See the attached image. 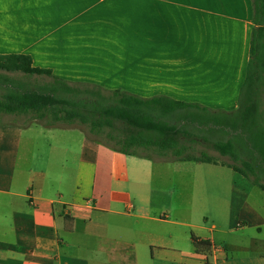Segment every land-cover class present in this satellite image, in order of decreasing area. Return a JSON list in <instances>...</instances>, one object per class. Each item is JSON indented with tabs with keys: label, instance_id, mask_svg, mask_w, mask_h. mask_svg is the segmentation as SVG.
Listing matches in <instances>:
<instances>
[{
	"label": "crops",
	"instance_id": "crops-1",
	"mask_svg": "<svg viewBox=\"0 0 264 264\" xmlns=\"http://www.w3.org/2000/svg\"><path fill=\"white\" fill-rule=\"evenodd\" d=\"M253 27L252 0H0V54L30 55L68 82L227 112ZM230 165L0 122V264H264L253 194L264 190Z\"/></svg>",
	"mask_w": 264,
	"mask_h": 264
},
{
	"label": "trees",
	"instance_id": "trees-1",
	"mask_svg": "<svg viewBox=\"0 0 264 264\" xmlns=\"http://www.w3.org/2000/svg\"><path fill=\"white\" fill-rule=\"evenodd\" d=\"M252 3L250 61L235 111L212 110L167 97L142 99L93 84L68 82L50 69L35 67L27 54H0V72L51 81L33 89L20 78L0 73V111L16 116L36 114L49 119L47 126L85 125L128 154L154 159L141 151L152 149L164 157L172 152L173 157L163 159L167 161L215 163L204 153L183 157L194 150L196 139H202L222 156L240 161L242 168L230 167L264 190V0ZM226 136L230 138L223 140ZM193 240L198 250L211 246L208 241Z\"/></svg>",
	"mask_w": 264,
	"mask_h": 264
},
{
	"label": "rangeland",
	"instance_id": "rangeland-1",
	"mask_svg": "<svg viewBox=\"0 0 264 264\" xmlns=\"http://www.w3.org/2000/svg\"><path fill=\"white\" fill-rule=\"evenodd\" d=\"M3 73L4 75H8L10 77L13 78H20L21 81H23L24 83H26L28 85L29 88H38L41 86H44L46 84H48L51 80L47 77H37V76H31V77H25V76H20L17 74H10V73H6V72H0ZM0 122L3 124H10V125H17V124H21V125H33L35 123L38 124H43L46 125L49 123V119L45 118V119H39L38 116L35 114H29V115H22V116H16V115H11V114H6L2 111H0ZM57 127H63V128H75L78 131H82L85 133V135L87 136V139L91 142H101V143H106V140L102 139L100 136L95 135L93 133L90 132L89 128L85 125H81L79 123L73 124V125H68V124H64V123H57L56 124ZM103 137V136H102ZM228 138H230V136H226L223 137V140H227ZM114 144V143H113ZM194 150H190L188 152H185L183 157H186L188 155L193 156V157H200L202 155V153L207 154L208 156L212 157L213 159H215L216 161L220 162V163H231L234 165H237L239 167H243L242 163L240 161H234L233 159H231L228 156H222L218 151H216L214 149V147L212 146L211 143H206L204 140L202 139H196L195 144L193 145ZM145 153H147L148 155L152 156L155 159H169L170 157H173V153H169L168 156L164 157L162 155H160L158 152L149 149V150H141ZM157 163H161V162H157ZM246 169V168H245ZM247 171H249L248 169H246ZM178 175L176 174H172L171 176V181L170 183H177ZM185 180V177L183 176L182 181ZM254 200H256V202H264V192L260 189H256L254 191Z\"/></svg>",
	"mask_w": 264,
	"mask_h": 264
}]
</instances>
